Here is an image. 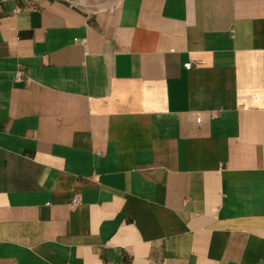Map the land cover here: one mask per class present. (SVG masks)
<instances>
[{"label":"crops","instance_id":"crops-1","mask_svg":"<svg viewBox=\"0 0 264 264\" xmlns=\"http://www.w3.org/2000/svg\"><path fill=\"white\" fill-rule=\"evenodd\" d=\"M263 263L264 0H0V264Z\"/></svg>","mask_w":264,"mask_h":264},{"label":"built area","instance_id":"built-area-1","mask_svg":"<svg viewBox=\"0 0 264 264\" xmlns=\"http://www.w3.org/2000/svg\"><path fill=\"white\" fill-rule=\"evenodd\" d=\"M187 67L190 68V67H191V64L187 65ZM78 203H79L78 199H74V200L72 201V206H75V205H77ZM263 264H264V263H263Z\"/></svg>","mask_w":264,"mask_h":264}]
</instances>
